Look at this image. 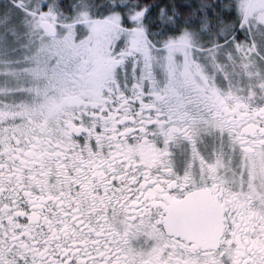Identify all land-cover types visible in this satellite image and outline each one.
I'll use <instances>...</instances> for the list:
<instances>
[{
  "label": "snow or ice",
  "instance_id": "obj_1",
  "mask_svg": "<svg viewBox=\"0 0 264 264\" xmlns=\"http://www.w3.org/2000/svg\"><path fill=\"white\" fill-rule=\"evenodd\" d=\"M0 264H264V0H0Z\"/></svg>",
  "mask_w": 264,
  "mask_h": 264
}]
</instances>
